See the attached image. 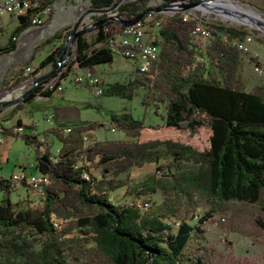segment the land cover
Here are the masks:
<instances>
[{
  "label": "trees",
  "instance_id": "obj_1",
  "mask_svg": "<svg viewBox=\"0 0 264 264\" xmlns=\"http://www.w3.org/2000/svg\"><path fill=\"white\" fill-rule=\"evenodd\" d=\"M88 1L94 9L108 8L112 2ZM144 1H122L116 4L113 16L129 20L162 5L149 7L143 5ZM105 17H94L95 29L89 41L82 31L75 34L67 55L71 30H66L62 42L47 51L33 69L49 63L50 74L60 70L61 78L71 67L109 61L111 49L106 38L121 24ZM153 17L156 24L150 41L157 47L155 58L144 70L134 64L128 79L105 82L100 90L129 98L140 89V102L152 105L161 118L160 123L147 124L145 127L151 130H143L142 137L141 120L125 111L110 113L109 121L126 138H90L82 143V132L88 133L97 123L71 125L63 134L52 127L50 131L59 140L54 153L48 150L44 137L37 139L32 133L21 132L24 123L18 118L8 126L0 124L3 136L19 134L25 143L33 144L34 168L44 174L42 198L36 205L11 201V185L7 178L0 177V264H74L78 258L93 264H212L204 254L189 249L187 243L191 235H200V223L215 206L232 200L254 204L258 213L264 214V82L243 88L242 52L231 43V38L242 36L246 30L203 20L209 34L198 49L188 36L196 17L182 19L177 12H155ZM25 26L23 21L17 23L0 51L11 50L13 34ZM60 36V30L52 31L40 43ZM45 79L32 84L6 116L33 95L51 93L52 87L39 89L38 84ZM19 80L20 76H15L12 81ZM17 125L21 131L12 132ZM160 126L188 132L203 126L207 144L196 149L185 142L153 136L152 129ZM161 154L167 158L164 168L168 173L146 174L135 183L138 188L134 191L139 195L157 190L160 200L156 204L140 210L134 202L118 204L108 199V191L126 185L131 166L156 162ZM194 192L205 196L210 205L195 225H189L178 218L177 206ZM55 215L64 220L59 231L54 230L60 224ZM252 226L264 235L262 216L252 218ZM67 233L70 237L65 236ZM86 242L90 246L85 247Z\"/></svg>",
  "mask_w": 264,
  "mask_h": 264
},
{
  "label": "rangeland",
  "instance_id": "obj_2",
  "mask_svg": "<svg viewBox=\"0 0 264 264\" xmlns=\"http://www.w3.org/2000/svg\"><path fill=\"white\" fill-rule=\"evenodd\" d=\"M122 1L125 0H112L111 5L99 13L93 10L94 8L89 5L88 0L55 1L42 23L15 32L13 34V48L8 51H0V102L13 99L22 91L29 89V76L52 68L48 63L41 68L33 69L37 61L47 51L62 42V34L66 30L73 29L75 24L80 25L83 27L80 30L83 32L82 35L89 41L95 29L93 27L95 25L94 17L99 14L106 16L114 13L116 4ZM223 1L219 0L221 3ZM161 3L165 2L163 0H145L143 5L152 7ZM223 3H230L231 12L214 10V8L217 9L216 7L199 6L177 10L173 13H183L196 18L201 17L207 22L242 27L250 33L249 49L240 53V74L243 88L248 89L254 83L264 82V66L258 73L251 69L252 53L264 52V27L253 21H243L242 17L247 20L254 19L242 12L250 11V14L259 15L264 19V0H231V2ZM232 3H235L238 8ZM225 8L228 9V6ZM160 18L161 16H158L157 20ZM154 19V17L150 19V25L146 30L148 38H151L155 31ZM15 25L16 19L14 17L0 14V46L5 44L8 34ZM56 30H60V37L43 44L40 43L45 36ZM188 36L190 42L195 46L200 44L196 37L190 36L189 32ZM71 47L72 45H69V49ZM29 58L30 61L27 66H29L30 71H24L23 62ZM133 66V59L124 57L114 50L111 51L109 61L92 64L87 69L97 77L99 84L102 85L110 81H125L131 76ZM62 68L64 69V67ZM209 69L212 70V67ZM77 71H80V68H77ZM72 74L71 68L66 70L64 75L57 80L59 88L53 89L48 95H37L24 101L18 108L13 109L8 117L6 113L16 101L8 105L1 104L0 124L8 126L13 123L15 116H22L24 125L21 132L32 133L37 139L44 137L48 144V150L54 153L59 145V140L50 131L52 127L63 134L65 132L61 130L62 127L66 128L67 132L71 125L95 122L98 124L95 128H92L88 133L82 132L86 136L82 143H86L90 138H126L122 131L114 127L109 121L110 113L118 114L125 111L132 117L140 119L144 125L140 137L143 135V130H151L145 127L147 124L160 123L161 118L158 112L153 111L152 105H144L140 102L139 88L129 98L95 93L92 86L73 82ZM15 76H20L17 83L12 81ZM111 126L112 129H110ZM152 131H155L153 136L185 142L196 149L205 147L207 144V130L203 126H198L191 132H188L187 129H175L170 126H160L157 129H152ZM33 156V144L25 143L19 134L3 136L0 141V177L6 178L11 172L20 169L25 172H34ZM166 162L167 158L161 154L156 162L143 161L138 165L131 166L127 172L126 185L108 191V199L118 204L134 202L140 210H144L148 206L152 207L160 200L159 192L156 190L148 194L138 195L134 193L138 188L135 183L146 174L153 173L155 176H159L168 173L164 168ZM90 171L93 174L97 173L95 168H90ZM25 172L16 173L24 175ZM24 182L30 188L26 181ZM26 186L20 181L13 180L8 192L9 199L17 201L18 204H39L42 193L32 192ZM26 189L27 191H25ZM209 205L205 196L194 192L189 200L177 206L178 218L189 225H195V220L202 215ZM213 210L214 212L210 213V216L200 223V235L190 236L187 243L188 248L199 254H204L212 264H264V235L252 226V218L257 215L264 218V214L258 213L257 206L231 200L215 206ZM57 218L60 220V224L54 228L55 231H59L64 222L60 217ZM172 220L175 221V219ZM171 226L174 227L175 223L172 222ZM65 236L70 237V234L67 233ZM78 237L83 236L79 235ZM88 246L90 243L86 242L85 247ZM74 264L93 263L84 258H78Z\"/></svg>",
  "mask_w": 264,
  "mask_h": 264
},
{
  "label": "built area",
  "instance_id": "obj_3",
  "mask_svg": "<svg viewBox=\"0 0 264 264\" xmlns=\"http://www.w3.org/2000/svg\"><path fill=\"white\" fill-rule=\"evenodd\" d=\"M55 1H72V0H0V14H5L8 16H12L16 19V24L23 21L27 26L38 25L42 23L45 18L48 16L52 5ZM168 1H183V0H168ZM219 2V0H218ZM223 2H226L225 0ZM222 2V3H223ZM221 3V2H219ZM103 9H93L96 13L101 12ZM178 9H168V10H154L147 9L142 12L140 16L133 22L125 25H121L119 29H117L112 35L107 36L106 44L111 49V51L116 50L119 54L124 57H128L133 59V62L138 70H144L149 62L155 58L157 47L154 43L150 41V38L146 36V30L150 25V19L153 17L155 12H159L162 14H171ZM182 19L186 18H194V16L181 14ZM113 15V13L107 14ZM106 15V16H107ZM153 24H156V21L153 20ZM189 34L192 38H195L200 42L196 47L201 49L206 37L209 32L207 27L205 26L201 17L197 18L191 28L189 29ZM251 41V35L248 31L244 33L240 37L231 38V43L235 45V47L241 51L246 52L248 48V44ZM251 59V69L254 72H260L262 67L264 66V52H253ZM63 67V66H62ZM77 68H80V71H77ZM70 69V68H69ZM72 81L76 83H82L84 85H89L93 87L95 93H100L101 85L99 84L97 77L93 75L87 67H76L73 68ZM24 71H30L29 66H24ZM60 70L55 71L53 74H49L46 79L40 82L39 89L46 88H59V84L57 83L58 74ZM34 76H29L30 86L37 82L38 79L35 80ZM113 127L111 126L110 129ZM64 132V127L61 128ZM12 132L19 133L21 128L19 125L13 126L11 129ZM3 135L0 132V141L2 140ZM82 141L86 139L85 134H81ZM16 172H25L23 169H20ZM16 172H11L8 177V184H12V177ZM29 179L38 180V187L28 188L30 191L35 192L37 194L42 193L41 188V172L35 170L34 172L26 171L25 172ZM85 176V174H83ZM26 186V184H24ZM52 218V217H49ZM57 219L53 218V221Z\"/></svg>",
  "mask_w": 264,
  "mask_h": 264
},
{
  "label": "water",
  "instance_id": "obj_4",
  "mask_svg": "<svg viewBox=\"0 0 264 264\" xmlns=\"http://www.w3.org/2000/svg\"><path fill=\"white\" fill-rule=\"evenodd\" d=\"M225 1L226 2H231V0H225ZM232 4H234V6L236 8H238L235 3H232ZM229 5H230V3H227V4L226 3H219L218 0H215L214 2H212L211 0H183V1H180V2H178V1H166L165 3H163L162 5H160L158 7L148 8V9H154V10H158V9L159 10H163V9L164 10L178 9V10H183L185 8H197L199 6H204V7H216L217 9L214 8V10H217V11L231 12V9H230ZM227 6H228V9L225 8ZM248 12H242V13L244 15L250 16L254 20H247L246 18L242 17L243 21H248V22L253 21V22H256V23H258V24H260V25H262L264 27V19H262L259 15L250 14L251 13L250 11H248ZM141 13H138L136 16H134L133 18H131L129 20H117L113 15H107L105 18H107V19H115L119 24L125 25V24H129V23L135 21L140 16ZM79 31H80V29H77V30L71 29V31L69 33L70 37H69L68 42H67L66 55L68 54L69 45L71 43V40H72L73 36L75 34H77ZM51 71H52V69L49 70L48 72L40 75V76H37L35 78V80L47 77L51 73ZM25 93H26V91H24L17 98H14V99H11V100H7V101H2V102H0V104H8V103H10L12 101H15L18 98L22 97Z\"/></svg>",
  "mask_w": 264,
  "mask_h": 264
},
{
  "label": "bare ground",
  "instance_id": "obj_5",
  "mask_svg": "<svg viewBox=\"0 0 264 264\" xmlns=\"http://www.w3.org/2000/svg\"><path fill=\"white\" fill-rule=\"evenodd\" d=\"M212 2H214L215 0H211ZM210 2V1H209ZM234 5V4H233ZM64 132H66V128L64 129ZM43 175L44 174H41V188H42V182H43ZM26 180V182L29 184V185H31L33 188L34 187H38V180H36V179H29V178H27L26 176H24V175H22V174H18V173H16V174H14L13 175V177H12V182H13V180H16V182L17 181H22V180ZM56 221V220H55ZM59 223V222H58ZM58 225V224H57Z\"/></svg>",
  "mask_w": 264,
  "mask_h": 264
},
{
  "label": "crops",
  "instance_id": "obj_6",
  "mask_svg": "<svg viewBox=\"0 0 264 264\" xmlns=\"http://www.w3.org/2000/svg\"><path fill=\"white\" fill-rule=\"evenodd\" d=\"M26 27H29V26L26 25L24 28H26ZM263 72H264V71H263ZM27 90H28V89H27ZM27 90H25V91H27ZM23 92H24V91H22L19 95H21ZM19 95H18V96H19ZM18 96H17V97H18ZM35 96H37V95H33V97H35ZM17 97H15V98H17ZM13 99H14V98H13ZM20 99H21V97L18 98L17 100H15V101H19ZM7 100H11V99H7ZM7 100H5V101H7ZM15 101H12V102H10V103H8V104H11V103H13V102H15ZM8 104H7V105H8ZM0 105H1V104H0ZM12 105H13V104H12ZM15 118H18V119L20 120L21 123H24V120H23L22 116H19V117H18V116H15ZM15 118H14V119H15ZM23 174H24V173H23ZM24 175L27 177L26 174H24ZM27 178H29V177H27ZM26 187L28 188V186H26ZM25 191H27V189H26Z\"/></svg>",
  "mask_w": 264,
  "mask_h": 264
},
{
  "label": "flooded vegetation",
  "instance_id": "obj_7",
  "mask_svg": "<svg viewBox=\"0 0 264 264\" xmlns=\"http://www.w3.org/2000/svg\"><path fill=\"white\" fill-rule=\"evenodd\" d=\"M82 28H83L82 26H80V25L77 26V24H75L74 27H73V30H77V29L81 30Z\"/></svg>",
  "mask_w": 264,
  "mask_h": 264
}]
</instances>
